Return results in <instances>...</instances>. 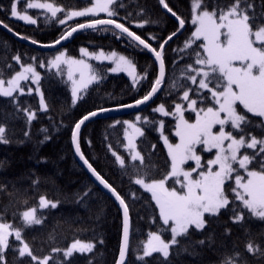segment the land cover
I'll return each instance as SVG.
<instances>
[{
    "label": "trees",
    "instance_id": "trees-1",
    "mask_svg": "<svg viewBox=\"0 0 264 264\" xmlns=\"http://www.w3.org/2000/svg\"><path fill=\"white\" fill-rule=\"evenodd\" d=\"M52 2L65 11L51 17V13L33 9L32 16L35 24H27L15 20L10 15L13 0H0V21L19 33L21 37L37 41L40 44H52L60 36L65 35L78 24L86 23L92 18H105L107 15L80 17L64 24L59 20L65 19L66 12L83 10L94 3V0H42ZM121 0L111 7L118 13V21L124 23L137 35H140L157 50L159 44L168 35L178 30V23L170 18L161 8L159 0H122L123 7H119ZM172 8L187 23L186 30L176 40L171 42L164 51L166 75L165 84L158 93L155 101L138 113L111 116L90 122L83 130L80 145L83 154L97 172L124 197L128 205L131 220L130 244L126 264H144L136 259L142 255V246L149 237V233L161 234L166 240L170 233L168 226L163 225L159 217V207L151 200V194L141 186L131 182L129 175L124 174L113 152L123 157L127 162L128 149L126 147V125L115 124L116 121L134 120L141 115L139 121L143 136L137 139V148L144 156V163L154 165L153 179H161L170 170V157L163 142L158 123H145L163 120L164 132L172 143L178 141L175 136L174 117H165L153 108L163 103L172 111V102H180L176 94H168V81L179 76L182 67L191 60L185 58L173 64L178 59L173 49L183 46V42L191 35L194 26L191 24L190 0H166ZM231 0H220L227 5ZM20 7L25 9L23 0ZM257 11L264 0H255ZM211 10V8H209ZM127 17V20L124 18ZM117 18V17H112ZM137 28L136 23H143ZM102 28V27H98ZM112 29V26H108ZM87 29L75 34L65 45H59L49 50L36 49L25 44L0 27V69L4 79H9L21 69V64H35L41 72L40 87L44 95L47 110L39 104L40 97L36 91L28 94V88L34 90L31 80L24 82L25 94L18 95L21 109L28 108L35 111L36 118L30 122L26 114L17 109L10 102L11 97L0 96V125L5 126V138L9 143H0V213L2 222L10 223L22 229V238L29 244L33 253L38 257L52 255L49 264H116L119 256L123 233V218L115 202L100 189L78 162L72 143L74 125L84 115L101 108L119 107L141 99L157 77L158 67L152 56L144 49L130 48L125 38H117L118 30L103 31ZM157 39L153 40L151 37ZM199 43V42H198ZM88 47L92 51L119 52L128 56L136 65L140 75L137 84L133 83L124 73H112V64L93 62V72L99 77L80 92V99L73 104L70 81L66 77V70L57 72L41 65L56 53L66 50L69 56L78 58L80 49ZM19 55L17 63L13 57ZM183 55V54H181ZM35 58V59H33ZM11 65L9 68L7 65ZM147 73V79H141ZM205 106H212L207 104ZM244 114H247L245 110ZM254 124L259 118H253ZM189 119H195L194 113H188ZM113 125H115L113 127ZM47 131H43V130ZM253 135H264L259 129H250ZM27 133V135H26ZM47 137V139H45ZM90 142V143H89ZM110 146V148H109ZM249 154L251 151L249 150ZM150 158V159H149ZM131 175V169H127ZM35 182V183H34ZM168 187H176L173 181ZM135 193L132 199L127 194ZM85 193L87 195H85ZM44 196L57 202L55 208H38L39 198ZM37 207V216L42 219L40 225L24 228L21 213L28 208ZM228 211L221 212L218 218L209 219L203 231L190 229L187 238H178L179 244L173 246L167 260L159 253L146 257L147 264H222L225 256L233 252H240L245 264H264V256L251 255L245 252V244L249 241L259 244L264 252V221L249 219L245 211V221L242 226L233 224ZM226 229L230 232L226 233ZM211 238V239H210ZM76 240L92 242L95 247L91 253L76 252L65 259L62 253H54L53 248L65 249ZM204 240L205 243H197ZM102 241V243L100 242ZM19 242L14 236L9 237V248L5 250L7 264H34L28 257L18 258Z\"/></svg>",
    "mask_w": 264,
    "mask_h": 264
},
{
    "label": "snow or ice",
    "instance_id": "snow-or-ice-1",
    "mask_svg": "<svg viewBox=\"0 0 264 264\" xmlns=\"http://www.w3.org/2000/svg\"><path fill=\"white\" fill-rule=\"evenodd\" d=\"M20 2L21 0H13L10 15L31 24H35L36 20L27 15L28 9H46L51 13V17H56L58 13L65 11L51 2L23 0L26 7L22 14L17 9V4ZM159 3L168 13L176 16L166 0H159ZM114 4H117V0H95L91 7L66 12L69 19L85 17L88 14L95 16L97 13H107L109 18H92L86 23L78 24L54 43L59 44L61 40H67L78 29L112 26V29L102 27L98 30H119L117 38H125L130 48H142L153 53L154 59L158 61V76L150 91L141 99L135 100L134 104L119 105L120 108H132L151 100L165 84L164 48L177 33L173 32L163 39L157 50L136 32L126 27L124 23L118 22V13L111 7ZM118 6H124L122 0ZM259 7L261 10L258 12L255 0H231L227 5L221 4L220 0H190V22L195 26V30L183 42L182 47L173 49L178 56L173 64L185 58L191 60V63H186L179 76L174 77L167 84L168 94H176L180 102H172V111H169L163 103L153 109V112L161 113L165 117L175 118V136L179 137V143L176 144L170 143L167 136L163 137L170 157V170L163 175V178H151L154 165L145 164L144 156L136 150L134 137L143 136V130L132 121L115 122V124L123 123L132 130L125 133L128 138L127 154L130 159L126 164L125 159L117 153L113 152L112 155L120 168L125 170L124 174L129 175L131 182L151 194V200H154L159 207V217L163 225L168 226L166 231L171 236L170 240L165 241L159 233H149L146 244L142 246V255L136 256V259L144 264H147L145 258L152 257L153 253H159L164 260H167L170 249L179 244L178 238H187L190 229L203 231L208 223L205 219L206 214L209 219H212L218 218L222 210L228 211L231 213L230 221L242 226L246 211L249 219L264 221V135L257 137L250 131L256 128L264 132V3H261ZM124 19L127 20V17ZM177 19L179 28L183 29L185 20L179 17ZM147 22L136 23V27L142 28ZM59 23L64 24L65 20L61 19ZM0 25L8 27L3 21H0ZM15 34L19 36V33ZM24 38L27 39V37ZM151 39L156 40L157 38L153 36ZM32 43H37V41L33 40ZM80 51L85 56H92L96 60H112L115 67L110 69L111 72H127L133 82H137L136 65L126 56L119 55L115 51L108 54L103 50L98 53H89L86 48H81ZM13 60L19 63L20 56H14ZM62 65L67 66V77L72 82L73 104H75L76 100L81 98L80 91L86 89L99 77L93 72L91 64L83 59L67 57L66 52L63 51L50 61V66L57 72H63ZM20 66L22 70L15 72L7 80L2 78L3 70L0 69V96L11 97L10 102L13 106L17 111H23L27 121L30 122L36 118V113L28 108L21 109L18 95L25 94L21 81H29L31 78L38 85L40 73L32 64L26 66L21 64ZM7 67L12 66L9 64ZM77 73L79 78H77ZM141 79H147V73L141 76ZM31 91L29 87L28 94H31ZM238 102L247 114H252L253 118H259V123L254 124L253 119H250L247 114L238 111ZM39 104L42 109L47 110L48 105L44 101L43 92H40ZM207 104L212 106H205ZM107 111L110 109L101 108L84 115L74 125L72 140L75 144V152L83 164L122 206L124 217L122 246L119 250L117 264H126L129 250L128 205L124 197L85 158L78 139L81 126L86 121ZM185 112L195 114L194 122L185 119ZM135 120L140 121L141 116L137 115ZM144 122L146 124L158 123L159 127L163 128V120L150 122L144 118ZM217 125L220 127L214 132L213 129ZM228 126L231 130L225 131ZM5 132V126L0 125V143L7 144L9 140L5 138ZM197 146H204L207 152L215 149L214 158L202 164L201 156L197 154ZM188 161L195 162V167L191 170L184 168ZM2 166L0 162V167ZM128 168L131 169V175ZM193 173H196V178H193ZM169 180H172L174 185H178L180 191L175 186L167 187ZM230 181L232 183L226 191L225 185ZM3 190L4 187L0 185V191ZM127 195L132 199L136 198L135 193L129 192ZM48 207H57V202L41 196L38 208ZM38 208H28L20 214L24 228L42 223V219L37 216ZM3 219V213H0V264H7L4 253L9 248L10 236H14L15 241L19 242V247L14 249L18 252V258L28 257L34 264H49V261L53 260L51 254L44 257L36 256L29 244L23 240L22 229L2 222ZM225 231L230 232L228 229ZM197 243L203 245L205 241L200 240ZM94 247L93 243L76 240L67 249L53 248L51 251L62 253L67 259L72 257L74 252L91 253ZM244 250L254 256L256 254L264 256L260 245L251 241L245 244ZM222 264H245V261L241 253L237 251L230 256H225Z\"/></svg>",
    "mask_w": 264,
    "mask_h": 264
},
{
    "label": "rangeland",
    "instance_id": "rangeland-1",
    "mask_svg": "<svg viewBox=\"0 0 264 264\" xmlns=\"http://www.w3.org/2000/svg\"><path fill=\"white\" fill-rule=\"evenodd\" d=\"M29 2H37V0H29ZM39 2H41V3H44V2H47V1H42V0H39ZM94 2H95V0H94ZM52 3V2H51ZM20 4L21 3H18L17 4V9H18V11H21V13L23 14V12H24V9H22L21 7H20ZM58 6V5H57ZM92 6V5H91ZM91 6H89V7H91ZM60 7V6H59ZM29 10H31V9H28L27 10V15H29V16H31L33 19H35L33 16H32V13L29 11ZM40 10H44V11H47L46 9H40ZM99 14H107V13H97V14H95V15H99ZM88 15H93V14H88ZM87 15V16H88ZM13 18V17H12ZM76 18H78V17H72L71 19H69L68 17H66L64 20H65V22L66 21H68V20H74V19H76ZM13 19H15V20H19L18 18H13ZM36 20V19H35ZM19 21H23V20H19ZM24 23H27V24H31V23H29V22H26V21H23ZM194 26V25H193ZM194 30H195V26H194ZM193 30V31H194ZM82 48H86V49H88V51H89V53H98L99 51H101V50H97V51H92V50H90L88 47H86V46H84V47H82ZM63 52H66V50H62ZM61 51H59L58 53H56L54 56H56V55H58L59 53H60ZM106 54H108V53H111V52H106V51H104ZM80 53H81V51H80ZM119 55H124V54H122V53H119V52H117ZM66 54H67V57H70V58H73V59H83V60H85L87 63H89V64H91V65H93V62H106V63H111L112 64V67H115V64H114V62L112 61V60H96L94 57H92V56H85L83 53H81V56L80 57H78V58H75V57H71V56H69L68 55V53L66 52ZM54 56L53 57H51L49 60H48V63L47 64H43V67H47V68H49V69H54V68H52L51 66H50V61L54 58ZM124 56H126V55H124ZM128 59H130L128 56H126ZM131 60V59H130ZM132 61V60H131ZM133 62V61H132ZM26 65H28V64H26ZM26 65H24V66H26ZM33 66H35L36 67V71L37 72H39L40 73V80H41V72H40V70L38 69V67L35 65V64H32ZM62 67L66 70V77H67V66L66 65H62ZM111 67V68H112ZM21 70H22V68H21ZM21 70H19V71H21ZM136 72H137V82H133V83H135V84H137L138 82H139V80H140V75H139V73H138V71H137V69H136ZM112 73H124V74H126L127 76H129L128 75V73L127 72H112ZM130 77V79L133 81V79H132V77L131 76H129ZM11 78V77H10ZM77 78H79V74L77 73ZM67 79H68V77H67ZM5 80H7V79H5ZM29 80H31V78L29 79ZM40 80H39V83H38V85L36 84V82H34V81H32L31 80V82L32 83H34V86H35V88H34V90H32V91H36L37 93H38V95H39V97H40V92H42V90H41V87H40ZM70 81V80H69ZM24 82H27V81H21V86L22 87H24V85H23V83ZM94 82V81H93ZM92 82V83H93ZM91 83V84H92ZM90 85V84H89ZM88 85V86H89ZM5 86H7V85H5ZM70 86H71V90H72V82L70 81ZM87 86V87H88ZM25 88V87H24ZM37 88H38V90H37ZM26 89V88H25ZM83 90V89H82ZM81 90V91H82ZM80 91V92H81ZM79 96H80V93H79ZM78 100V99H77ZM76 100V101H77ZM44 101H45V99H44ZM45 103H46V101H45ZM159 105H157V106H155L153 109H155L156 107H158ZM237 109H238V111H241V112H243L244 113V111L243 110H245V109H243V106L242 105H239V102H238V104H237ZM44 110V109H43ZM246 111V110H245ZM188 113H190V112H185V119H187L189 122H194V120L195 119H189L188 118ZM160 115H162L161 113H159ZM223 115V114H222ZM137 116V115H136ZM139 116H141L140 114H139ZM125 121H132V122H134V123H136V125H137V127H140L141 129H142V127L140 126V124H139V121H136L135 119L134 120H125ZM219 125H217L214 129H213V131L215 132V131H217L218 129H219ZM159 130H160V132H161V136H162V139H163V137H165L166 136V134H165V132H164V127L163 128H160L159 127ZM231 130V127L230 126H228V127H226L225 128V131H230ZM126 131L127 132H131L132 130L131 129H128V127H127V125H126ZM234 135L236 134L235 132L233 133ZM140 136H135L134 137V143H135V145H136V150H138V148H137V139L139 138ZM177 139H178V141L177 142H175V143H172L171 141H170V139H169V142L170 143H172V144H176V143H179V137H177ZM126 141H127V143H128V138H127V135H126ZM227 143V142H226ZM166 145V144H165ZM166 149H167V145H166ZM139 151V150H138ZM167 151H168V149H167ZM244 150H242V152H243ZM215 152H216V150L215 149H213L212 150V152H207L206 150H204V146H197V154L198 155H200L201 156V162H202V164L205 162V161H207V160H210V159H213L214 158V156H215ZM193 167H195V162L194 161H188L185 165H184V168H185V170H191ZM215 170V169H214ZM199 171V170H198ZM242 174H243V172H242ZM193 178H196V173H193ZM170 181V180H169ZM168 181V182H169ZM167 182V183H168ZM232 182L230 181V182H228V183H226V185H225V188H226V191L228 190V186H229V184H231ZM167 186V185H166ZM168 187V186H167ZM169 188H172V187H169ZM176 188H177V190L178 191H180V188H179V186L178 185H176ZM48 199V198H47ZM230 199H231V197H230ZM48 200H50V199H48ZM51 201H53V200H51ZM54 202H56V201H54ZM207 215V214H206ZM205 218H206V216H205ZM151 233H153V232H151ZM161 235V234H160ZM162 236V235H161ZM149 238V237H148ZM162 238L165 240V241H168V239L166 240L163 236H162ZM171 238V237H170ZM148 240V239H147ZM170 240V239H169ZM81 242H83V243H92V242H86V241H81ZM147 242V241H146ZM146 242H145V244H146ZM72 244V243H71ZM70 244V245H71ZM94 244V243H93ZM70 245L68 246V247H70ZM67 247V248H68ZM67 248H65V249H67ZM171 250V249H170ZM74 253H76V252H74ZM73 253V254H74ZM154 254V253H153Z\"/></svg>",
    "mask_w": 264,
    "mask_h": 264
},
{
    "label": "water",
    "instance_id": "water-1",
    "mask_svg": "<svg viewBox=\"0 0 264 264\" xmlns=\"http://www.w3.org/2000/svg\"><path fill=\"white\" fill-rule=\"evenodd\" d=\"M161 5V4H160ZM161 8L163 9V11L170 17L172 18L173 20H175L177 23H178V19L177 17H179L177 14L176 16H173L171 13H168L166 9H164L161 5ZM174 12V11H173ZM175 13V12H174ZM180 18V17H179ZM182 19V18H181ZM98 27H108V26H98ZM186 29V23L184 25V28L183 29H180L178 28V30L176 31L177 35L173 37L172 41H170L168 44L165 45V48H164V51L166 49V47L171 43L173 42L174 40H176ZM84 30H87V29H78L76 32H74L72 34L71 37H69L67 40H61V42L59 44H40V43H32V40L30 39H25V38H22L21 36H18L15 34V32H13L12 30L10 31L9 28H6V31L8 33H10L13 37L17 38V39H22L24 43L34 47V48H37V49H46V50H49L51 48H55L59 45H64L66 44L67 42H69L71 40V38L81 32V31H84ZM119 31V30H118ZM148 51V50H146ZM150 53V55L152 56V58L154 59V54L151 53L150 51H148ZM154 61L156 62L157 64V67H158V61H156L154 59ZM166 69V67H165ZM163 86V85H162ZM161 86V88H162ZM161 91V90H160ZM158 91L151 100L147 101L145 104H142V105H139V106H135V107H132V108H120V107H112V108H108L110 109V111H107V112H103V113H99L96 117L94 118H91L89 121H86L84 125L81 126V129H80V133H79V144H80V137H81V134L84 130V128L92 121H95L97 119H101V118H106V117H111V116H119V115H126V114H132V113H135V112H138L146 107H148L150 104H152L155 99L157 98L158 96V93L160 92ZM130 104H134L133 103H130ZM98 111V110H96ZM72 143H73V149H74V153H75V156L78 160V162L80 163V165L84 168V170L86 171V173L89 175V177L93 180V182L100 188L102 189L114 202L115 204L117 205V207L119 208L120 212H121V215H122V218L124 219L123 217V209H122V206L119 204V202L114 198V196L110 193L109 190L105 189L103 187V185H101L96 179L95 177L91 174V172L88 170V168L83 164V162L81 161L79 155L75 152V144L72 140ZM80 149H81V145H80ZM82 151V149H81ZM83 152V151H82ZM85 156V155H84ZM86 158V157H85ZM87 159V158H86ZM90 163V162H89ZM130 229H131V220H130V215H129V244H130ZM123 234V233H122ZM122 246V239H121V245H120V248ZM129 251V250H128ZM119 257V256H118ZM127 257H128V253H127ZM127 257H126V260H127ZM118 260V259H117ZM117 264V263H116Z\"/></svg>",
    "mask_w": 264,
    "mask_h": 264
}]
</instances>
